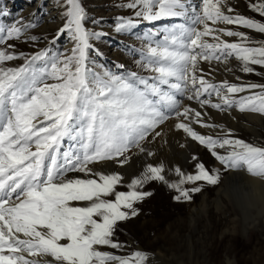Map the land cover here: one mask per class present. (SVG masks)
<instances>
[{
	"label": "snow or ice",
	"instance_id": "6c2138e0",
	"mask_svg": "<svg viewBox=\"0 0 264 264\" xmlns=\"http://www.w3.org/2000/svg\"><path fill=\"white\" fill-rule=\"evenodd\" d=\"M63 4L57 35L68 34L74 42L70 54L50 56L47 48L30 55L17 53L9 50L14 48L11 44L0 49V264H153L146 250L125 254L129 246L116 237L119 224L138 217L136 205L152 195L142 189L161 182L176 193L175 201L190 202L202 191L197 182L218 185L220 171L197 162L194 174L169 169L178 177L171 181L163 163H148L127 183V191H118L124 176L94 166L112 162L123 167L133 149L154 156L145 145L162 137L158 129L174 114L175 128L204 146L225 171L243 169L264 180V147L234 138L231 129L208 123L205 112L182 106L177 99L179 94L202 109L235 108L264 116V84H217L206 79L199 66L203 61L231 71L227 65L234 58L246 74L255 73L253 65L264 67V41L238 30L264 34V0L248 2L261 19L241 14L230 0H202L199 11L191 10L190 24L176 25L163 42L147 45L141 66L154 73L151 77L93 71L90 41L103 33L85 27L81 0ZM126 7L138 9L135 16L149 22L188 16L184 0H131ZM136 23L121 18L116 31ZM28 27L35 25L0 27V44L25 37ZM15 60L23 63L7 66ZM38 61L46 66L37 67ZM214 70L210 68L208 75ZM193 123L221 132L204 135ZM65 140L73 144L62 151Z\"/></svg>",
	"mask_w": 264,
	"mask_h": 264
},
{
	"label": "rangeland",
	"instance_id": "374dc122",
	"mask_svg": "<svg viewBox=\"0 0 264 264\" xmlns=\"http://www.w3.org/2000/svg\"><path fill=\"white\" fill-rule=\"evenodd\" d=\"M191 1L193 7L199 11L202 0H184L186 8H188L187 4ZM130 2L131 0H81L82 7L86 12L84 21L85 27L90 31L103 33L99 39L93 38L90 41L94 45V48L89 51V66L93 71L103 72L104 70H108L117 75H128L131 72H136L139 76L151 77L154 73L141 66L147 54V45L152 43V45L155 46L156 43L163 42L165 35H168V30L174 26L191 23L189 18L187 20L188 22L190 21V23L185 21L182 17L163 18L151 22L144 21L135 16V11L138 9H129L126 7V4ZM248 2L249 0H230V3L234 5L241 14L261 19L249 9ZM52 5L54 6L52 7ZM34 8L35 10L33 12ZM52 8L56 10L51 11ZM63 11V0H0V27L6 29L14 24L18 26L35 25V27L27 28L25 37L19 40H8L5 44H0V49L11 44L14 45V48L9 50L17 53L23 52L30 55L47 48L50 50V56L70 54L74 42L70 39L68 34L57 35V30L63 24V20L61 19ZM48 17L53 18V20ZM121 18L133 19L134 21H138V23H136L134 28L118 32L116 31V24ZM45 19L49 20L51 23L47 25ZM229 27L235 29V26ZM238 30L247 31L255 41H264V34L251 32L246 29ZM148 34H151V40L148 39ZM0 35H3V33H0ZM29 36H36L38 39L33 42L27 39ZM54 37L55 42L53 43ZM224 39L233 41L236 38L225 37ZM97 50L100 54H97ZM22 63L23 60H15L7 62V66L17 67ZM120 65L124 67L120 68ZM45 66L46 63L44 61L37 62V67ZM199 66L204 70L205 78L217 84L225 80L229 83L236 84H264V67H260L259 65L252 66L255 69V73H260V75L255 73L246 74L240 71V62L234 58L230 59L227 65L231 71H226L224 65H210L203 61L200 62ZM210 68H214L215 70L211 72V75H208ZM237 77H239V80ZM48 82L55 83L53 80H49ZM247 94L248 93H242L239 95ZM185 98V96L177 94V99L180 100L182 104L187 101V98ZM212 99L214 102H217L215 96H213ZM236 111L238 113H236ZM205 113L204 119L208 123L223 126L225 130L231 129L234 138L242 139L255 146L264 147V116H261V125L257 122L248 121L245 117L246 112H240L235 108L229 109L227 112H220L219 116L211 115L207 112ZM229 114H232L236 118V123H233L231 118L227 117ZM173 116L174 114L172 117ZM240 122L250 124L251 129L243 127L240 125ZM201 128L202 130L198 128L193 129L204 135L215 136L221 132L220 128ZM164 132L162 137H158L153 143H147L145 145L146 148L155 153L154 156L148 157L144 154H139L133 149L132 153H130L131 159L123 167L112 162H106L96 165L97 167H95V169L98 171H116L121 173L124 176V185L119 186L117 188L118 191H127V183L135 176H138L148 163L153 165L163 163L166 169V178L171 181L177 180L178 177L173 172H169V169L179 167L187 174H194L197 171L195 168L197 162L203 163L209 170H219L221 182L231 171H225L220 162L216 160L204 146L192 140L182 130H175L174 132L164 130ZM160 138H162V140ZM72 144V141L65 140L62 151L69 150ZM165 146L169 147L167 154L163 151ZM218 151L220 154H225L224 149H218ZM193 156H196L197 160L194 161L192 159ZM242 170L243 169L235 171L240 172ZM79 174L81 173H70L69 175L75 177L79 176ZM237 181L241 183L235 186L242 187L244 185L241 179ZM219 184L212 186L207 185L204 181L197 182V186H201L202 191L193 194L190 202L175 201L173 196L176 193L161 182L153 181L145 185L142 190L151 191L152 195L136 205L140 209L141 214L134 219L121 222L116 232V237L129 246L125 254L138 247H141L142 250H146L148 253L153 251L156 253L158 250H161L167 254L169 264H178L174 260L173 255L182 251L180 250V246L184 240L183 237L188 233L187 226L190 224L188 221L190 220L191 209L201 204L204 198L203 195L208 196L207 202L209 205H212L211 201L215 200L214 194ZM186 186L191 187L192 185L189 184ZM110 198L114 199V197ZM222 199L224 205H228V200H231L224 194H222ZM227 208L228 210L226 213L233 215L234 211H232V207L228 205ZM217 214L218 213L214 212L210 215L208 221L205 222L202 220L203 223L199 226L202 230V225L207 229L213 225V227L209 229L211 230L210 238L208 242H206L207 245L212 246L210 247L212 250L211 256L215 258V256L218 255L217 257L221 259L225 249L231 244L242 258L239 264H262V260H264V230L253 232L249 234V237H246L245 233L241 234V232L238 231L232 238L227 237L224 238L223 241L222 239L218 240L220 244L217 246V241L214 240L219 238L221 233L226 230V225H224L226 218L220 216L221 218L217 220ZM193 217L195 218V213H193ZM214 219L219 223L215 224ZM213 232H215V234H212ZM104 250L112 251L111 249Z\"/></svg>",
	"mask_w": 264,
	"mask_h": 264
},
{
	"label": "bare ground",
	"instance_id": "6f19581e",
	"mask_svg": "<svg viewBox=\"0 0 264 264\" xmlns=\"http://www.w3.org/2000/svg\"><path fill=\"white\" fill-rule=\"evenodd\" d=\"M53 6L54 5H52V7ZM187 6H188L187 8L188 16L182 18L188 22L187 19L192 15L191 10L195 8L193 7L192 1L188 3ZM34 10L35 8L33 9V12ZM55 10L56 9L53 10V8L51 9V11H55ZM47 19H45V22L48 25L51 22ZM51 20H53V18H51ZM188 23H190V21ZM182 106H187L198 111L207 112L215 116L220 115V111L210 107H205L202 109L196 101H189L188 99L182 104ZM236 113L238 112L236 111ZM227 117L231 118L233 123L237 122L236 118L232 114H229ZM245 117L248 121L257 122L262 125V117L259 114L246 112ZM177 122L178 121L176 120L175 116H173L172 118L167 120L163 125H161V127L158 130L161 131L162 134L164 130H169L171 132H174L175 130H178L175 128V124ZM240 125H242L247 129H251L250 124L240 122ZM192 127L202 130L201 126L196 123H193ZM155 139L152 140L151 143H153ZM160 139L162 140V138ZM163 151H165V153L167 154L169 151V147L165 146ZM94 167L97 166L95 165ZM79 176H82V174H79ZM238 179H241L243 181L244 185L242 187L235 186L236 184L241 183L237 181ZM222 194L227 196L228 199H231L228 200L229 201L228 205L232 207V211H234L233 215L226 213L228 210L227 208L228 205H224ZM214 195H215V200L214 201H211L212 199L210 200L212 205H209L207 202L208 196L203 195L204 198L201 204L198 207H194L191 209L190 220L188 221L190 224L189 226H187L188 233L183 237L184 240L182 242V245L180 246L181 248L180 250L182 251L179 253L177 251L178 254L173 255L174 260L178 264H239L240 263L242 258L231 244L227 249H225L223 253V257H221V259L217 257L218 255L215 256L216 259L211 256L212 250L210 247L212 246L207 245L206 242H208V239L210 238L211 230L209 229L212 228L213 225L210 226L209 229L204 228V226L202 225L201 226L202 230L200 229L199 226L201 225V223H203L202 220L205 222L208 221L210 215H212L214 212L218 213L217 220L221 218L220 216L226 218V221L224 223V225H226V230L221 233L219 238L214 240L217 241L216 242L217 246H219L220 244L218 240L222 239L223 241L224 238L227 237L232 238V236H234L238 231L241 232V234L245 233L246 237H249V234L253 232L264 230V180L251 176L246 172V170H242L240 172L231 170L229 174L224 178V180L219 184ZM193 213H195V218L193 217ZM214 220H215L214 222L215 224L219 223L216 219ZM215 232H213L212 234H215ZM138 248L142 250L141 247ZM149 255L153 259V264H169L168 262L169 258L167 254L165 252H162L161 250H158L156 253L154 251L149 252ZM262 264H264V260H262Z\"/></svg>",
	"mask_w": 264,
	"mask_h": 264
}]
</instances>
